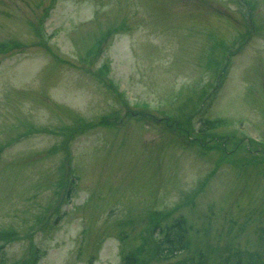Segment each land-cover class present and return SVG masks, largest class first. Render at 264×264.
Instances as JSON below:
<instances>
[{
  "label": "rangeland",
  "instance_id": "1",
  "mask_svg": "<svg viewBox=\"0 0 264 264\" xmlns=\"http://www.w3.org/2000/svg\"><path fill=\"white\" fill-rule=\"evenodd\" d=\"M0 44L4 264H164L156 226L262 252L264 0H0Z\"/></svg>",
  "mask_w": 264,
  "mask_h": 264
},
{
  "label": "trees",
  "instance_id": "2",
  "mask_svg": "<svg viewBox=\"0 0 264 264\" xmlns=\"http://www.w3.org/2000/svg\"><path fill=\"white\" fill-rule=\"evenodd\" d=\"M240 43L243 44L241 41ZM0 46H3V44H0ZM237 49V47H236ZM232 54V53H231ZM229 52L226 54L227 57L231 55ZM189 108H186V112L181 115L183 116L186 121H190L192 116L189 115ZM149 118V116H144V118ZM162 120V121H161ZM158 120L160 122H163L165 126H170L173 128H178L180 131L185 132L187 135H189L190 131L186 127L187 123L185 122L181 123L178 120V115L175 116V119H161ZM216 120L209 119L207 117L204 118L201 125V131L204 130H212L215 127ZM105 122H109L105 120ZM190 136V135H189ZM259 145H256L255 149L260 150ZM245 148V147H244ZM262 153L264 154V148ZM74 189V186H71L69 189V196L72 193V190ZM159 227H155L157 229ZM158 234L161 236L158 241H156L153 250L154 254L161 260L169 261L167 264H208V260L206 257H201L199 261L194 262H180V261H172L173 258H176L178 255L182 254L189 248V241L186 238V231L183 228L180 227H174L171 230L165 231L163 228H159L157 231ZM132 264H139V259L132 260ZM0 264H4L3 261L0 260ZM219 264H264V248L261 251H251V250H234L232 252H229L224 258H222L219 262Z\"/></svg>",
  "mask_w": 264,
  "mask_h": 264
}]
</instances>
